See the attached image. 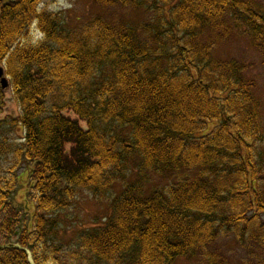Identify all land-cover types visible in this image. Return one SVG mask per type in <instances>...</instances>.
<instances>
[{
  "label": "trees",
  "instance_id": "obj_1",
  "mask_svg": "<svg viewBox=\"0 0 264 264\" xmlns=\"http://www.w3.org/2000/svg\"><path fill=\"white\" fill-rule=\"evenodd\" d=\"M42 2L0 0V65L19 107L0 119V161L12 160L0 172V264H264L260 103L242 64L211 53L242 28L264 49V5L96 0L152 18L70 26ZM17 127L22 142L11 143ZM21 167L29 183L17 204ZM115 184L105 222L66 240L59 212L81 190L101 198ZM220 237L241 256L231 260Z\"/></svg>",
  "mask_w": 264,
  "mask_h": 264
},
{
  "label": "rangeland",
  "instance_id": "obj_2",
  "mask_svg": "<svg viewBox=\"0 0 264 264\" xmlns=\"http://www.w3.org/2000/svg\"><path fill=\"white\" fill-rule=\"evenodd\" d=\"M264 5V0H256ZM40 8H46L48 11L61 13L64 20L70 26H78L88 18L96 15H102L108 19L115 21L128 22L139 26L143 21L152 18L150 13H145L142 9H134L128 6H108L101 8L97 5L96 0H43ZM33 29L34 40L41 38V34L36 33ZM243 29L232 30L230 34L216 42L211 50L215 58L227 60L234 59L242 64V77L245 80L254 82L252 92L260 103V111L262 117V125L264 127V49H260L254 45L251 39L247 38ZM209 38L203 37L204 42ZM2 66H4L1 63ZM9 81L10 77L8 76ZM2 104L0 105V119H8L17 117L19 114V107L14 101L12 93L9 88L3 90ZM68 115V113H65ZM80 126L86 129L85 121H80ZM215 124V123H214ZM213 125L210 123L209 126ZM22 131L17 127L15 131L8 133L9 141L11 143H21ZM3 157L0 161V172L6 175L7 164L12 161L10 156ZM17 175V191L15 201L17 204H23L26 197V189L28 188L29 178L26 167H21L14 171ZM127 183L133 182V175H129L126 179ZM169 182L167 177L156 176L153 183L167 185ZM121 184H115L106 196L98 198L94 197L89 191L81 190L78 192L72 204L59 212L60 227L65 232V239L70 240L73 234L82 228L91 226H100L112 213V202L115 195L118 193ZM222 251L229 256L231 260L237 259L241 256L243 251L235 245L231 239L220 237L217 241ZM30 256V255H29ZM31 260V259H30ZM174 264H205L201 258H180Z\"/></svg>",
  "mask_w": 264,
  "mask_h": 264
},
{
  "label": "water",
  "instance_id": "obj_3",
  "mask_svg": "<svg viewBox=\"0 0 264 264\" xmlns=\"http://www.w3.org/2000/svg\"><path fill=\"white\" fill-rule=\"evenodd\" d=\"M0 85L2 89H7L9 86L8 80L4 77V69L0 67Z\"/></svg>",
  "mask_w": 264,
  "mask_h": 264
}]
</instances>
